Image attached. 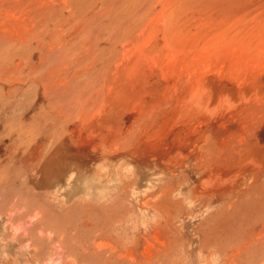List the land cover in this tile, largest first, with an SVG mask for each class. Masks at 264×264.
<instances>
[{
  "label": "rangeland",
  "instance_id": "obj_1",
  "mask_svg": "<svg viewBox=\"0 0 264 264\" xmlns=\"http://www.w3.org/2000/svg\"><path fill=\"white\" fill-rule=\"evenodd\" d=\"M78 11V36L83 37L74 49H63L53 73L57 84L69 89L26 79L15 86V94L0 93V264H264L261 241L245 245L264 215V179L235 202L202 205L204 197L189 189L193 173L185 180V172L174 169L171 180L168 173H152L123 157L79 150L67 130L79 125L82 84L76 70L91 55L98 68L110 52L120 50L113 43L117 37L131 36L123 47L126 57L142 49L148 81L152 76L167 80L174 67L173 79L180 82L204 75L225 84L258 79L264 85V0H78ZM169 31L188 41L167 46L162 39ZM110 44L112 51L106 48ZM33 59L36 66V54ZM0 85V91L7 90V84ZM90 105L88 115L103 112ZM226 105L209 117L226 113ZM131 121L132 116L126 119L127 127ZM257 139L264 145V130ZM128 176L133 189L125 187ZM149 182L155 192L146 189ZM167 185L173 189L159 194ZM243 245L248 249L234 255Z\"/></svg>",
  "mask_w": 264,
  "mask_h": 264
},
{
  "label": "bare ground",
  "instance_id": "obj_2",
  "mask_svg": "<svg viewBox=\"0 0 264 264\" xmlns=\"http://www.w3.org/2000/svg\"><path fill=\"white\" fill-rule=\"evenodd\" d=\"M78 13V0H0V83L9 87L4 92L0 91L1 94H15V86L26 79L37 81L43 87L50 84L53 89L62 88L61 82L57 84L58 80L55 81L53 73L63 60L61 55L66 50L64 48L68 45L74 49L76 40L83 37L78 36ZM135 33L138 32L132 34ZM98 36L102 37L101 34ZM129 37L127 35L126 40L114 39L113 43H118L119 51H112L115 47L110 42L113 45L106 48H112V53L104 49L111 54L103 57L102 61V57L98 59V62L101 61L98 68H94L95 60L91 55L90 61L87 60L83 68L76 70L78 84H82L78 85L79 118L78 115L76 117L79 125L67 130L71 131L68 134L70 137L76 136L79 150L90 147L101 157H123L150 167L152 173H168L169 179L173 177L174 169L179 168L180 174L185 172L182 174L185 180H188L189 173H193L195 181L189 189L195 196L201 194L204 197V200L200 199L202 205L220 200L232 203L248 195L255 188L257 180L264 179V145H260L257 139L259 132L264 130V95H259L264 89L262 81L232 80L225 84L202 75L198 79L190 76L180 82L173 79L174 67L169 71L171 79L161 81L151 74L152 79L148 81L141 64L144 56L142 49L135 46L139 54L133 58L131 55L126 57L124 53L123 47ZM162 41L173 48L179 41L188 40L175 31H169ZM197 44L200 52H204L205 43ZM35 54L36 66L33 62ZM68 60L72 61L73 58ZM73 66L77 67L75 64ZM35 68H38L37 72ZM90 70H94L92 75H89ZM90 103L93 106L96 103L103 112L88 115L89 108L92 109ZM223 104H227L226 110L229 108L226 113L209 117ZM131 116L133 121L127 127L126 119ZM67 125L63 124V131H66ZM128 177L130 180H127L125 187L133 189L136 184L131 181V176ZM156 179L159 182L161 178ZM170 185L157 187V190L160 188L159 194L172 190ZM154 186L149 182L146 189L154 190ZM258 224L257 232L249 230V242L246 240L245 245L248 246L254 239L264 246V215ZM244 248L248 249L244 245L235 248L234 255Z\"/></svg>",
  "mask_w": 264,
  "mask_h": 264
}]
</instances>
